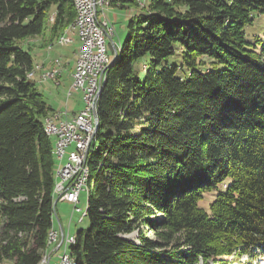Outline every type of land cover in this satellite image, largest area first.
Masks as SVG:
<instances>
[{"label":"trees","instance_id":"trees-1","mask_svg":"<svg viewBox=\"0 0 264 264\" xmlns=\"http://www.w3.org/2000/svg\"><path fill=\"white\" fill-rule=\"evenodd\" d=\"M126 3L139 5H113ZM142 11L98 101L89 228L73 264H253L264 256V36L246 29L264 0H150ZM75 17L74 0H0V264L50 255L55 109L29 78L31 43L54 45ZM178 45L184 76L169 62Z\"/></svg>","mask_w":264,"mask_h":264},{"label":"built area","instance_id":"built-area-1","mask_svg":"<svg viewBox=\"0 0 264 264\" xmlns=\"http://www.w3.org/2000/svg\"><path fill=\"white\" fill-rule=\"evenodd\" d=\"M128 0H83V11L80 23L75 25L73 31L67 32L65 45L73 42L70 35L78 36L81 47L77 52L75 70L73 72V82L68 98L72 96V89L83 92V108L71 114L66 108L63 111H54L48 116V122L52 126L58 143V161H60L59 171V194L58 201L72 204L73 214L80 212L78 207L80 196L85 190L83 177V159H86L88 150L91 148L95 136L96 114L93 109V102L96 100L97 91H102V76L105 65L110 61L107 55L106 40L115 37V30L109 24L105 16V7H109L114 2L121 3ZM101 7L105 18L100 20V26H93V19H99ZM116 54V49H115ZM53 67L44 71V67L38 64V71H41L40 82L54 81L60 85L59 77L62 69H56V62ZM85 65H92V72H85ZM35 80V78L33 79ZM70 147H75L68 153ZM67 157L66 162H62ZM71 235L60 224V229H56L53 244L56 247L52 250V259L58 255L59 262L50 264H68L71 254H64V247ZM63 252L60 254L59 252Z\"/></svg>","mask_w":264,"mask_h":264},{"label":"rangeland","instance_id":"rangeland-1","mask_svg":"<svg viewBox=\"0 0 264 264\" xmlns=\"http://www.w3.org/2000/svg\"><path fill=\"white\" fill-rule=\"evenodd\" d=\"M150 0H139V5H133L132 3H126L125 7H120L119 5H110L109 7H105V16L106 19L109 21V24L113 26L115 30V37L113 40L107 38L106 40V48H107V55L112 62L115 57V49L123 46L124 42L126 41L128 34H129V23L133 16L142 13V7L147 5ZM99 10V20L105 18L104 13H102L101 7L98 8ZM53 20V17L51 18ZM69 31H73V28H69ZM246 35L248 40H253L254 37L264 36V13H260L259 11L254 13V22L252 25L248 26L246 29ZM73 38V42L70 44H60L58 41L61 37L67 38V33H63L60 38L58 39L57 43L54 45H50L47 49L40 48L42 45V39H36L32 41L33 49L31 50L35 63H50L56 59L59 61L56 62V69H62L63 75L60 77L61 84L57 86L54 81L50 80L43 84L37 82L38 90L44 95L47 102L55 109L59 111H63L66 108L69 111H78L81 110L84 106L83 102V92L76 91L72 89V96L68 98V93L71 91V85L73 79L71 77L72 72L75 70V64L77 59V52L81 47V41L78 36L70 35ZM51 48V49H49ZM169 62L173 65H177L179 67V75L184 76L187 74V69L181 67L183 65L182 59V50L178 45V49L176 54L169 59ZM38 64L34 67L35 77L38 71ZM34 77V78H35ZM55 140L54 137H52ZM75 147H70L68 149V153L74 149ZM67 157L62 162H66ZM58 162V167L60 161ZM213 200L211 196L205 199L202 202V206L205 209H209V202ZM87 203H88V192L85 189L81 196H80V203L78 207L81 208L80 212L73 214L74 206L68 202L59 201L57 204V216L54 215V226L56 229H60V224L66 231V233H70L71 236H77V234L81 230H86L89 228V219L87 216H83L87 211ZM83 217V220L81 218ZM136 234L131 235L129 238L135 239ZM56 247V243L53 244L49 248V253ZM71 252V249L68 250ZM63 252L60 251L61 254ZM58 255H55L52 259V263H58L59 258ZM51 256V255H49ZM248 257H243V261L245 262ZM229 263L232 264H241L238 262L229 259ZM1 264H13L12 261H6ZM253 264H264V256L259 258L253 262Z\"/></svg>","mask_w":264,"mask_h":264},{"label":"bare ground","instance_id":"bare-ground-1","mask_svg":"<svg viewBox=\"0 0 264 264\" xmlns=\"http://www.w3.org/2000/svg\"><path fill=\"white\" fill-rule=\"evenodd\" d=\"M128 1H131V0H128ZM136 1H139V0H136ZM74 6H75V11H76V17H75V20L73 21V23L69 27V28H73V29H75V25L80 23L81 14H82V11H83V0H74ZM93 26H100V20L99 19H93ZM69 28L65 31L66 33L69 31ZM65 42H66V38H63V37H61L60 40L58 41V43H60V44H65ZM120 48L121 47L116 49L115 57L117 56ZM49 49H51V48H49ZM111 63L112 62L109 61L105 65V70L103 71V76H102V89H103V86H104V83H105V80H106L108 68H109ZM35 71H36V69L35 70L33 69V71L28 74L29 78L31 80H33L34 77H35ZM85 72H92V65H85ZM101 92L102 91H97L96 100H95V102H93V109H94L95 114H96L95 134L97 132V129H98L97 125L99 123L98 122V117H97V107H98V101H99ZM45 131L50 137H54L55 138V140H54L55 157H56V159L58 161V143H57V140H56V136H55V134L53 132L52 126L48 122V117L45 120ZM89 152H90V150H88V152H87L86 159H83V177H84V188L85 189H87V182H88V178H89V175H90V169H89V166H88ZM56 179H57V181H56V185H55V196L57 197V201H58V194H59V171L58 170H57V173H56ZM87 192H88V189H87ZM86 215H87V213L85 212V214L83 216H86ZM81 220H83V217L81 218ZM55 232L56 231L54 229L50 232V237H49L50 244L53 243ZM76 242H77V237L76 236H71V238H69L67 243H66V247H64V254H69L70 252L68 250L70 249L71 246L75 245ZM50 261H51V258H50V256H48L45 259L43 264H50ZM68 264H73L72 258H70Z\"/></svg>","mask_w":264,"mask_h":264},{"label":"crops","instance_id":"crops-1","mask_svg":"<svg viewBox=\"0 0 264 264\" xmlns=\"http://www.w3.org/2000/svg\"><path fill=\"white\" fill-rule=\"evenodd\" d=\"M37 64H40V63H36V65ZM41 65H43V67H44V71L45 70H49V69H51L52 67H53V62H50V63H46V62H44V63H41ZM74 72V71H73ZM73 72H72V75H71V77L73 76ZM40 75H41V71H39V72H37V74H36V77H35V81L36 82H38V83H41V84H43V83H45V82H40ZM62 75H63V71H62ZM62 75H61V77H62ZM60 78V77H59ZM72 79H73V77H72ZM59 81H60V79H59ZM60 84H61V82H60ZM58 86V85H57ZM55 111H59V110H55ZM80 110H78V111H70V113L71 114H75V113H77V112H79ZM58 217V216H57ZM54 230L56 231V228H55V226H54ZM53 245V243L51 244V246ZM50 258H51V260H52V252H50Z\"/></svg>","mask_w":264,"mask_h":264},{"label":"water","instance_id":"water-1","mask_svg":"<svg viewBox=\"0 0 264 264\" xmlns=\"http://www.w3.org/2000/svg\"><path fill=\"white\" fill-rule=\"evenodd\" d=\"M115 58H116V57H114L113 61L115 60ZM113 61H112V62H113ZM98 122H99V121H98ZM97 128H98V125H97Z\"/></svg>","mask_w":264,"mask_h":264}]
</instances>
